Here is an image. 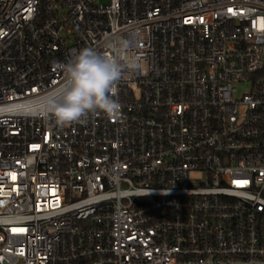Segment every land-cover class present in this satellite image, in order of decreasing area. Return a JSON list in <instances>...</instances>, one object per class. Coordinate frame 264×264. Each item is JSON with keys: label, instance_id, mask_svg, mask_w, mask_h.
<instances>
[{"label": "built area", "instance_id": "2783aa9c", "mask_svg": "<svg viewBox=\"0 0 264 264\" xmlns=\"http://www.w3.org/2000/svg\"><path fill=\"white\" fill-rule=\"evenodd\" d=\"M112 35L118 116L13 114ZM0 264H264V0H0Z\"/></svg>", "mask_w": 264, "mask_h": 264}, {"label": "clouds", "instance_id": "9594fccd", "mask_svg": "<svg viewBox=\"0 0 264 264\" xmlns=\"http://www.w3.org/2000/svg\"><path fill=\"white\" fill-rule=\"evenodd\" d=\"M141 65L131 44L119 35L107 37L98 47H83L67 62L59 63L61 81L50 90L12 105L13 114L54 121L60 127L84 122L89 115L118 116V85Z\"/></svg>", "mask_w": 264, "mask_h": 264}, {"label": "rangeland", "instance_id": "374dc122", "mask_svg": "<svg viewBox=\"0 0 264 264\" xmlns=\"http://www.w3.org/2000/svg\"><path fill=\"white\" fill-rule=\"evenodd\" d=\"M245 89H246L245 86H243V87L241 86L240 91L243 92V91H245Z\"/></svg>", "mask_w": 264, "mask_h": 264}, {"label": "snow or ice", "instance_id": "6c2138e0", "mask_svg": "<svg viewBox=\"0 0 264 264\" xmlns=\"http://www.w3.org/2000/svg\"><path fill=\"white\" fill-rule=\"evenodd\" d=\"M13 179H15V176L13 175ZM238 183H243V182H238Z\"/></svg>", "mask_w": 264, "mask_h": 264}]
</instances>
